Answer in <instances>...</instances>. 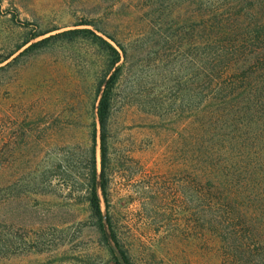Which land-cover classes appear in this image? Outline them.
Returning a JSON list of instances; mask_svg holds the SVG:
<instances>
[{
  "label": "rangeland",
  "instance_id": "374dc122",
  "mask_svg": "<svg viewBox=\"0 0 264 264\" xmlns=\"http://www.w3.org/2000/svg\"><path fill=\"white\" fill-rule=\"evenodd\" d=\"M233 1L0 0V264H119L89 203L118 65L103 210L133 264H264L259 117L210 93L195 46L210 11L256 3Z\"/></svg>",
  "mask_w": 264,
  "mask_h": 264
},
{
  "label": "trees",
  "instance_id": "16d2710c",
  "mask_svg": "<svg viewBox=\"0 0 264 264\" xmlns=\"http://www.w3.org/2000/svg\"><path fill=\"white\" fill-rule=\"evenodd\" d=\"M235 1H233L234 4L236 2L240 4L244 0ZM250 10L251 12L247 10L245 13H241L242 11L236 13L221 8L210 11L203 28L206 33V42L197 45L195 41L194 44L197 47L206 48V56L201 64L210 93L222 94L221 101L229 109H237L240 113H253L254 118L258 116L256 125L264 134V124H261L264 121V0H256ZM64 35H71V40L76 38L93 40L108 53L112 68L122 60L121 53L91 29L69 31ZM39 36L35 35L31 40ZM109 38L116 42L114 38ZM44 43L43 40L32 47L37 48ZM123 52L125 54L124 49ZM121 71L122 66L118 65L97 107L98 128L96 127L94 140L97 142V139H100L102 171L99 175L95 159L89 203L92 215L104 238L109 240L108 232L125 264H133L130 255L123 248L114 231L110 216L106 215L103 210L108 199V181L105 170L108 161L109 121L113 92ZM262 116L263 118H260Z\"/></svg>",
  "mask_w": 264,
  "mask_h": 264
},
{
  "label": "water",
  "instance_id": "95a60500",
  "mask_svg": "<svg viewBox=\"0 0 264 264\" xmlns=\"http://www.w3.org/2000/svg\"><path fill=\"white\" fill-rule=\"evenodd\" d=\"M107 234H108V239H109L108 241L110 242V244L112 246V250L117 257L119 264H125V262L121 258V255L119 254L118 250L116 249L113 242L111 241L110 234L108 232H107Z\"/></svg>",
  "mask_w": 264,
  "mask_h": 264
}]
</instances>
